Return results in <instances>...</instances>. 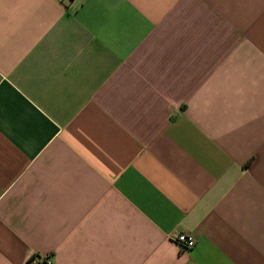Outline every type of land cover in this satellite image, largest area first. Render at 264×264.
I'll list each match as a JSON object with an SVG mask.
<instances>
[{
    "label": "crops",
    "instance_id": "crops-1",
    "mask_svg": "<svg viewBox=\"0 0 264 264\" xmlns=\"http://www.w3.org/2000/svg\"><path fill=\"white\" fill-rule=\"evenodd\" d=\"M47 260L264 264V0H0V264Z\"/></svg>",
    "mask_w": 264,
    "mask_h": 264
},
{
    "label": "built area",
    "instance_id": "built-area-1",
    "mask_svg": "<svg viewBox=\"0 0 264 264\" xmlns=\"http://www.w3.org/2000/svg\"><path fill=\"white\" fill-rule=\"evenodd\" d=\"M174 242L182 249L189 250L195 247L196 245V239L186 233V232H180L174 236ZM41 261V260H40ZM45 264H52L50 260L45 261Z\"/></svg>",
    "mask_w": 264,
    "mask_h": 264
}]
</instances>
